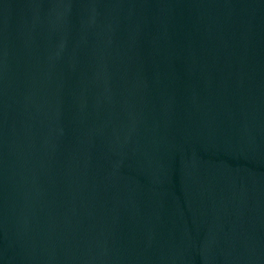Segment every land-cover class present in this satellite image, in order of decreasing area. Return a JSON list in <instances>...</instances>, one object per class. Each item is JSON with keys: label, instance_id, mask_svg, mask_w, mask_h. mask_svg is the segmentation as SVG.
Instances as JSON below:
<instances>
[{"label": "water", "instance_id": "1", "mask_svg": "<svg viewBox=\"0 0 264 264\" xmlns=\"http://www.w3.org/2000/svg\"><path fill=\"white\" fill-rule=\"evenodd\" d=\"M0 264H264V0H0Z\"/></svg>", "mask_w": 264, "mask_h": 264}]
</instances>
